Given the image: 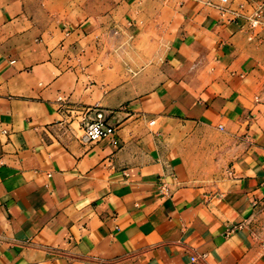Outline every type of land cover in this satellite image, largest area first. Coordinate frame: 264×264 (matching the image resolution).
Segmentation results:
<instances>
[{"label": "crops", "instance_id": "obj_1", "mask_svg": "<svg viewBox=\"0 0 264 264\" xmlns=\"http://www.w3.org/2000/svg\"><path fill=\"white\" fill-rule=\"evenodd\" d=\"M262 1L0 0V264H264Z\"/></svg>", "mask_w": 264, "mask_h": 264}, {"label": "rangeland", "instance_id": "obj_2", "mask_svg": "<svg viewBox=\"0 0 264 264\" xmlns=\"http://www.w3.org/2000/svg\"><path fill=\"white\" fill-rule=\"evenodd\" d=\"M231 3H232V0H229L228 2L222 1V4L226 7L230 6ZM252 12L253 11L251 10L250 12L248 13L246 12V13L247 15H250ZM246 30L248 31V33H245V35L252 37L255 43V48L251 50L250 59L258 63L257 65H253V67L258 68V71H257L258 76H260L261 78V84L259 88L256 90V93L254 96V103H255L254 110L255 112H258V111L264 110V27L263 26H252L249 21V25L247 26ZM244 51L247 52L246 50ZM221 139L224 143L226 142L225 136H223ZM213 151L214 150H210V152H213ZM223 151L225 152L226 150H223ZM210 152L204 151L202 152L203 153L202 155L204 157H207L209 156ZM204 162L208 163V161H204ZM221 164L225 165V161H221ZM211 168H213V166ZM200 179L210 182V183H212L214 180L213 177H203ZM248 219H249V225L251 226L252 230L257 234V236L264 239V197H262L261 200L255 204L254 209L252 210Z\"/></svg>", "mask_w": 264, "mask_h": 264}, {"label": "built area", "instance_id": "obj_3", "mask_svg": "<svg viewBox=\"0 0 264 264\" xmlns=\"http://www.w3.org/2000/svg\"><path fill=\"white\" fill-rule=\"evenodd\" d=\"M228 2L229 0H222ZM224 6V5H223ZM252 26L264 27V0L259 6L247 16ZM85 112L88 113L85 118L84 138L88 141H97L103 138L113 137L117 132V126L111 123L105 111L99 106L88 107ZM196 260V256H192Z\"/></svg>", "mask_w": 264, "mask_h": 264}]
</instances>
